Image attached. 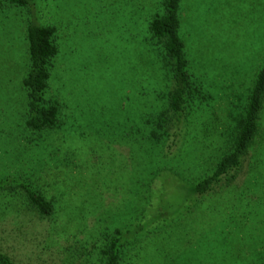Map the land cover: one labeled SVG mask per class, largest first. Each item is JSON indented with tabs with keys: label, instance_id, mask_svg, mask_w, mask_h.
<instances>
[{
	"label": "rangeland",
	"instance_id": "rangeland-1",
	"mask_svg": "<svg viewBox=\"0 0 264 264\" xmlns=\"http://www.w3.org/2000/svg\"><path fill=\"white\" fill-rule=\"evenodd\" d=\"M158 1L35 0L28 8L55 28L59 54L50 91L60 101L62 121L69 122L71 115L77 134L88 129L86 137H75L77 144L62 132L26 130L21 79L27 69L25 24L30 17L26 9L0 3V178L30 182L56 203V217L42 219L19 195L0 191V251L15 263L86 264L98 249L92 245L97 233L130 228L144 215L149 188L139 171L144 173L141 160L149 146L133 141L128 126L142 111L145 91L150 103L156 99L153 89L162 79L160 71L144 63L141 45ZM180 16L190 59L213 96L188 130L203 148L197 155L204 160L229 105L262 63L264 0H183ZM215 124L220 130L213 129ZM166 165L151 182V206L165 185L163 199L175 210L182 202L175 172L184 168L191 178L197 167L178 161ZM256 166L257 171L246 162L231 185L192 197L187 204L195 202L193 207L149 233L139 264L257 260L264 254V186L253 176L264 168ZM153 208L146 213L154 215Z\"/></svg>",
	"mask_w": 264,
	"mask_h": 264
},
{
	"label": "trees",
	"instance_id": "trees-1",
	"mask_svg": "<svg viewBox=\"0 0 264 264\" xmlns=\"http://www.w3.org/2000/svg\"><path fill=\"white\" fill-rule=\"evenodd\" d=\"M34 1L0 0V3L26 9L30 17L25 24L27 69L21 79L24 126L31 132H62L65 137L70 136V140L76 142L75 137H86L88 129L77 134V123L70 120L71 115L68 117L69 122L62 121L60 101L50 91L55 59L59 54L55 28L41 23L35 12L28 9L32 8ZM182 3L183 0H159L156 10L143 28L141 45L144 63L160 71L162 79L154 86L153 92L157 97L153 102H149L151 95L145 91L142 111L138 120L131 119L128 131L135 135L133 141L144 142L149 146L145 147L141 160L144 173L141 169L139 171L141 176L144 175V187L149 188L145 197L148 198V206L144 208V215L130 228L127 224L124 228H114L108 233L105 230L97 233L95 236L98 242L92 245L98 244L94 246H98V249L92 251L93 258L86 261V264H139L146 244L143 242L148 234L165 227L177 215L193 207L195 202L191 206L187 204L192 197L209 194L218 186L228 187L236 181L248 161L255 171L256 165L260 169L264 168V56L262 63L253 72L248 87L237 95L239 98L232 104V110L229 105L230 111L225 114L221 130L215 124L213 129L220 131L215 132L211 139V155H207L204 160H201L203 154L197 155L203 148L190 135L189 125H194L192 118L197 113L202 114L201 108L209 105L213 96L210 84L197 72L194 61L190 59L181 35ZM101 129L94 133L95 138L100 137ZM178 143L180 146L172 151ZM174 161L183 167L186 163L188 166L193 165L195 171L197 167V173L193 170V176L188 178L184 168L175 172L174 176L181 180L177 193L180 192L179 199L182 197V202L176 204L175 210L169 199H163L165 185L157 191L158 203L156 206L153 204V208L151 200L155 192L150 187L151 182L167 167L166 164ZM133 175L132 172L130 176ZM253 178L263 188L264 173L254 174ZM0 191L11 197L19 195L28 208L42 219L56 217L54 200L47 199L30 182L0 178ZM151 208L154 209V215L146 213ZM0 264L17 263L7 253L0 251ZM246 264H264V254Z\"/></svg>",
	"mask_w": 264,
	"mask_h": 264
}]
</instances>
